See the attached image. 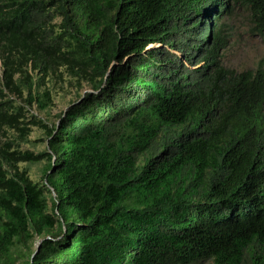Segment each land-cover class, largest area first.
<instances>
[{"label": "trees", "instance_id": "16d2710c", "mask_svg": "<svg viewBox=\"0 0 264 264\" xmlns=\"http://www.w3.org/2000/svg\"><path fill=\"white\" fill-rule=\"evenodd\" d=\"M223 1L0 0V131L46 136L0 143V264H264V68L221 61L264 0Z\"/></svg>", "mask_w": 264, "mask_h": 264}, {"label": "rangeland", "instance_id": "374dc122", "mask_svg": "<svg viewBox=\"0 0 264 264\" xmlns=\"http://www.w3.org/2000/svg\"><path fill=\"white\" fill-rule=\"evenodd\" d=\"M223 0H219L221 8L223 6ZM228 23L231 26V37L228 40L226 48L222 51L221 61L228 67L233 68L236 71H242L245 69H252L256 66L264 67V36L259 35L251 29L249 13L245 8L238 7L234 10L232 16L228 19ZM1 62H0V77H1ZM62 88L56 87L53 92V102L50 107L45 110H38L33 104L32 107H28L25 102L14 94H10V97L15 100L16 104H23L25 106V116L28 120L30 115H35L37 118L42 119L45 123L51 124L55 122L56 116L61 110L65 109L68 102L75 98L76 94H82L88 91L87 85L83 84L81 89H77L71 86L69 83L64 82ZM4 92H6L4 90ZM25 92L23 93V98ZM31 130L27 136V140L20 141L17 137V133L14 130L0 131V143L8 139H14L18 143V147L21 150H31L33 152H40L45 150L46 136L42 129L37 126H31ZM46 161L43 159L38 163L20 162L18 166L20 168H26L30 179L36 182H40L43 176V167ZM53 196V193L51 192ZM39 243V239L35 238L32 248H36ZM18 264H23L22 260L18 261ZM194 264H211L210 261H204Z\"/></svg>", "mask_w": 264, "mask_h": 264}, {"label": "clouds", "instance_id": "9594fccd", "mask_svg": "<svg viewBox=\"0 0 264 264\" xmlns=\"http://www.w3.org/2000/svg\"><path fill=\"white\" fill-rule=\"evenodd\" d=\"M227 17V16H226ZM213 23H214V21H212L211 23H210V27L213 25ZM231 37V36H230ZM229 40H230V38H229ZM228 44V43H227ZM226 48V47H225ZM224 48V49H225ZM223 51V50H222ZM256 67H259V66H256ZM255 67V68H256ZM261 67H263V66H261ZM255 68H252V69H245V70H254ZM264 68V67H263Z\"/></svg>", "mask_w": 264, "mask_h": 264}]
</instances>
